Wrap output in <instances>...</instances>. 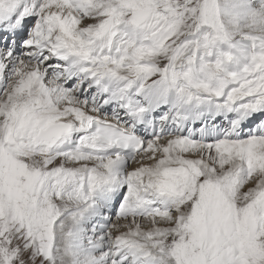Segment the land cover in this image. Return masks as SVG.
Here are the masks:
<instances>
[{
	"label": "snow or ice",
	"instance_id": "1",
	"mask_svg": "<svg viewBox=\"0 0 264 264\" xmlns=\"http://www.w3.org/2000/svg\"><path fill=\"white\" fill-rule=\"evenodd\" d=\"M246 10L0 0V264H264Z\"/></svg>",
	"mask_w": 264,
	"mask_h": 264
},
{
	"label": "clouds",
	"instance_id": "2",
	"mask_svg": "<svg viewBox=\"0 0 264 264\" xmlns=\"http://www.w3.org/2000/svg\"><path fill=\"white\" fill-rule=\"evenodd\" d=\"M236 5L247 4V10L243 12L239 20V26L229 23V18L225 17V24L230 32L240 35H256L264 37V3L260 0H231ZM221 4L225 0H220Z\"/></svg>",
	"mask_w": 264,
	"mask_h": 264
}]
</instances>
